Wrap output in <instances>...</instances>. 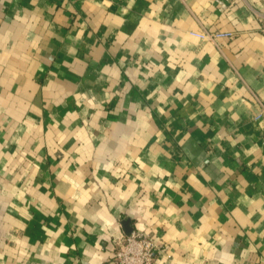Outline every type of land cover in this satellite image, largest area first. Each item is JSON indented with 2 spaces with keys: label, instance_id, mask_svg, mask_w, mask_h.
Instances as JSON below:
<instances>
[{
  "label": "crops",
  "instance_id": "crops-1",
  "mask_svg": "<svg viewBox=\"0 0 264 264\" xmlns=\"http://www.w3.org/2000/svg\"><path fill=\"white\" fill-rule=\"evenodd\" d=\"M262 27L264 0H0V264H114L128 228L154 264H264Z\"/></svg>",
  "mask_w": 264,
  "mask_h": 264
},
{
  "label": "built area",
  "instance_id": "built-area-1",
  "mask_svg": "<svg viewBox=\"0 0 264 264\" xmlns=\"http://www.w3.org/2000/svg\"><path fill=\"white\" fill-rule=\"evenodd\" d=\"M261 31L264 33V27ZM191 35L203 41L232 40L235 37L233 32L221 31L193 32ZM262 114H264V105L255 119H259ZM156 250H158L157 243L149 235L134 230L126 237L114 240L111 258L114 264H154Z\"/></svg>",
  "mask_w": 264,
  "mask_h": 264
},
{
  "label": "water",
  "instance_id": "water-1",
  "mask_svg": "<svg viewBox=\"0 0 264 264\" xmlns=\"http://www.w3.org/2000/svg\"><path fill=\"white\" fill-rule=\"evenodd\" d=\"M125 224H127V223H125ZM123 226H125V225L123 224ZM131 231H132L131 228H128L127 230L125 229V232L127 235H129Z\"/></svg>",
  "mask_w": 264,
  "mask_h": 264
}]
</instances>
